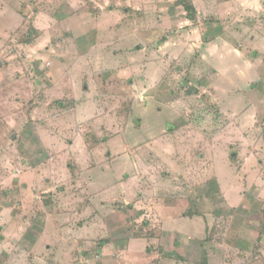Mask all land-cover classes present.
I'll return each instance as SVG.
<instances>
[{
  "label": "rangeland",
  "instance_id": "1",
  "mask_svg": "<svg viewBox=\"0 0 264 264\" xmlns=\"http://www.w3.org/2000/svg\"><path fill=\"white\" fill-rule=\"evenodd\" d=\"M178 1L0 0V264H264V43Z\"/></svg>",
  "mask_w": 264,
  "mask_h": 264
},
{
  "label": "crops",
  "instance_id": "2",
  "mask_svg": "<svg viewBox=\"0 0 264 264\" xmlns=\"http://www.w3.org/2000/svg\"><path fill=\"white\" fill-rule=\"evenodd\" d=\"M226 5V6H225ZM195 6V5H194ZM220 10L216 13V24L218 27L217 30V35L214 38V41L211 43V48L215 49L216 48V54H213L214 57L219 58L221 61V64H225L226 58L232 56L234 51L236 52V48L234 47L233 44L235 42L233 40H230V38H235V37H241L240 39L243 40V43H248V44H254V45H259L264 43V34L262 35V32L260 30V27H258V31H253L251 33L252 28L249 26H245L246 21H250V15L252 14L253 11H257V13H261L264 11V7L262 5H254L252 6L250 4V0H243L241 3L236 2V0H225L221 5L218 7ZM240 13L242 14V17H240ZM199 14V12H198ZM189 21V20H188ZM233 21V23H232ZM242 21V31H233L234 27L233 24L240 23ZM190 22V21H189ZM225 25V28H224ZM228 37V39L226 38ZM239 41V40H238ZM209 51V50H208ZM228 52V55H225L224 52ZM232 52L233 54H231ZM237 55V54H235ZM235 55H233L234 58L238 59L239 63L241 61H244L242 58V54H239L240 58H237ZM228 56V57H227ZM207 57V56H205ZM207 59V58H206ZM246 68L247 70L252 71V64L250 61H247ZM237 65H234L236 69H240V67H236ZM228 65L226 64V69L220 72V78L222 79V82L224 85H232L234 86V83L231 82V80L228 78V70L227 68ZM220 69H218V72Z\"/></svg>",
  "mask_w": 264,
  "mask_h": 264
},
{
  "label": "trees",
  "instance_id": "3",
  "mask_svg": "<svg viewBox=\"0 0 264 264\" xmlns=\"http://www.w3.org/2000/svg\"><path fill=\"white\" fill-rule=\"evenodd\" d=\"M178 5H181L184 8V10L186 11V18L192 23V25L193 23L197 22L199 14L193 2H191L190 0H179ZM127 207L130 210H134V207L130 204ZM137 214L140 216L143 215V212L139 211L137 212Z\"/></svg>",
  "mask_w": 264,
  "mask_h": 264
}]
</instances>
